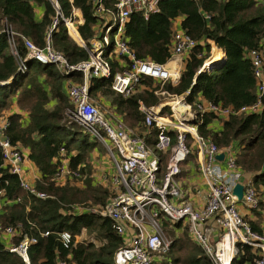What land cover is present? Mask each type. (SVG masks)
Segmentation results:
<instances>
[{"label": "trees", "instance_id": "trees-1", "mask_svg": "<svg viewBox=\"0 0 264 264\" xmlns=\"http://www.w3.org/2000/svg\"><path fill=\"white\" fill-rule=\"evenodd\" d=\"M102 2L110 8L113 0ZM36 8L41 9L38 20L35 19ZM72 8L80 13L82 22L76 25V32L86 48L94 38L98 24L87 0H57V10L47 0H0V119L6 113L5 137L9 144L26 150L27 159L38 172L33 182L34 190L47 196L40 199L22 190L16 176L1 167L0 153L3 198H18L4 207L0 226L13 229L14 233L9 237L12 246H17L23 236L37 240L28 246L29 264H58L61 261L113 264V255L121 244L107 218L87 211L72 213L70 210L71 205L102 206L110 195L107 188L94 184L87 172L90 168L88 151L95 143L88 141L68 119L71 107L64 95L65 82L73 79L81 83L80 74L73 72L68 77L59 76L52 66L32 60L26 62L24 73H17V59L8 52L1 33L3 26L7 25L35 47L42 48L45 33L56 20L50 32L52 46L69 64H78L88 58L86 50L67 36L59 19V14L68 18ZM176 19H180V31L194 42V46L184 57L174 85H160L145 78L140 82V90L122 97L109 89L108 80L91 79L88 82V95L109 99L123 123L136 128L139 133L144 131V114L138 108L141 106L147 110L159 105L163 98L154 93L156 90L180 98L191 111L195 110L197 98L209 105L230 108L233 112L252 105L256 100L255 80L246 54L261 52L264 73V0H158L152 12L145 17L141 12H132L123 25L122 36L134 58L166 64L170 58L171 24ZM209 43L223 52L224 61L214 69L200 71L203 63L215 56L213 50L209 58ZM17 55L20 59L25 56L20 45ZM217 56L219 58L220 54ZM108 62L112 72L120 70L113 55ZM9 80L10 83L5 84ZM51 101L54 104L48 107ZM12 106L15 110L8 112ZM160 114L168 115L169 109L161 107ZM214 120L213 114H197L196 132L218 148L235 144L237 166L248 176L256 192L264 196V97L257 114L229 115L221 122L219 130L210 128ZM154 132V128H150L149 134L144 135L147 143L152 144ZM60 149L66 157L67 168L78 172L77 177L71 178L79 179L80 186L69 179L58 183L54 180ZM158 157L157 176H160L164 155L158 153ZM259 207L262 208L260 203ZM250 224L259 230L256 223ZM180 226V222H162V229L171 235L172 244L169 262L155 264H210L187 236L185 228L179 234L173 232ZM45 230L48 234L41 236ZM61 230L72 236L69 248H64L59 240ZM79 235L81 239L76 240ZM236 249L238 256L231 264H249L256 258L247 247L237 244ZM0 264L25 262L0 241Z\"/></svg>", "mask_w": 264, "mask_h": 264}, {"label": "built area", "instance_id": "built-area-1", "mask_svg": "<svg viewBox=\"0 0 264 264\" xmlns=\"http://www.w3.org/2000/svg\"><path fill=\"white\" fill-rule=\"evenodd\" d=\"M57 10V0H47ZM158 0H113L110 8L102 0H87L91 5L98 24L94 38L84 47L79 39L73 13L59 19L66 34L79 46L84 47L88 58L78 64H69L52 46L50 32L56 25L51 22L45 33L42 48L35 47L27 38L13 32L4 25L1 33L5 37L8 52L17 59V73L26 71V62L34 61L50 65L59 76L68 77L76 72L82 77L81 83L70 79L65 82V96L71 105L68 118L77 124L90 139L100 144L111 166L112 173L107 175L110 183V195L102 206L71 205L72 213L87 211L110 222L111 230L121 239V244L113 255V264H155L168 263L172 239L162 232V222H180L185 225L186 234L200 250L210 264H231L238 256L237 244L250 249L256 258L249 264H264V208L259 207L257 192L246 176L237 166L238 150L229 144L218 148L209 139L196 132L194 124L179 121L175 110L184 108L195 121L197 114L210 113L215 118L225 120L233 114H257L262 108L264 97V73L262 54L251 51L246 54L249 59L252 75L255 80V102L233 112L230 108L209 105L196 99L195 110L191 111L180 98L165 95L160 90L154 92L169 109L168 115H161L158 108L139 110L144 114V131L154 128L152 145L135 128H129L122 119L106 109L100 102L88 95V82L91 79L108 80L109 89L122 97H127L139 89L141 80L148 78L162 85H174L180 64L194 42L182 31L172 32L170 39L169 61L176 60L177 69H169L166 64L158 65L148 60H137L131 54L122 36L123 25L132 12H141L145 17L152 12ZM20 45L25 53L23 59L17 55ZM210 50L213 47L209 43ZM113 55L118 61L120 70L112 72L108 62ZM108 59H107V58ZM6 120H0V153L1 167L16 176L18 186L33 196L43 199L47 196L34 190L28 182L25 164L26 150L11 145L7 141L4 129ZM195 150L199 162V172L207 191L206 198L200 207H193L183 200L184 192L177 182L181 163L191 150ZM59 164L54 175L56 183L78 176L76 170L67 168V160L62 149L59 150ZM164 155L163 171L157 176L159 157ZM222 154L221 160L216 158ZM109 166V167H110ZM242 187L241 197L237 200L231 192L234 184ZM0 200L11 204L18 198H3L0 188ZM258 213L261 228L254 229L244 218L242 211ZM211 224L217 237L211 240L206 232V225ZM10 226H0V241L4 242L10 252L18 254L25 264H29L27 249L37 243L34 237L23 236L17 246L9 244L13 234ZM48 231H42L46 236ZM64 248L71 244V234L66 230L58 233ZM58 264H70L64 261ZM245 264V263H244Z\"/></svg>", "mask_w": 264, "mask_h": 264}, {"label": "crops", "instance_id": "crops-1", "mask_svg": "<svg viewBox=\"0 0 264 264\" xmlns=\"http://www.w3.org/2000/svg\"><path fill=\"white\" fill-rule=\"evenodd\" d=\"M35 19L38 20L39 17L41 16V9L40 8H36L35 9ZM73 13V20L75 22V29H76V25L78 24H81L82 20H81V16H80V13L77 9H73L72 12ZM179 24H180V19H176L172 22L171 24V31L174 32L176 30H179ZM77 33V32H76ZM213 45V44H212ZM215 50L217 51L220 56H221V59L224 57L223 55V52L216 48L215 46H213L211 48V50L209 51V58L211 57L212 55V51ZM208 58V59H209ZM219 60V58H218ZM206 61V60H205ZM209 63V61L207 62ZM220 63V60L218 61L217 64H212L211 66H213L214 68H216L217 66ZM210 64V63H209ZM42 65V64H41ZM177 62L175 60L174 61H170V62H167L166 66L169 68V69H177ZM50 66V65H49ZM182 66H183V62L180 64L179 66V69H177L178 71V76L180 74V71L182 70ZM204 67V63H203V66L202 68ZM208 67V66H207ZM53 68V67H52ZM201 68V71H208L207 69H202ZM54 69V68H53ZM55 71V70H54ZM56 73V71H55ZM57 74V73H56ZM79 74V73H78ZM58 75V74H57ZM81 76V75H80ZM82 78V77H81ZM178 79V78H177ZM72 81H74L73 79H70ZM75 82V81H74ZM177 82V80H176ZM10 83V80L7 81L5 84H9ZM141 86H139V89L140 90ZM64 95H65V91H64ZM66 97V96H65ZM92 98V97H91ZM95 100H97L98 102H100L106 109H108L109 111L113 112L115 115L119 116L121 118L120 115H118L116 112H115V109L114 107L110 104V101L109 99H106V98H103V97H96V98H93ZM54 104L53 101H51L48 105V107L52 106ZM71 107V105H70ZM141 107V106H139ZM161 107H167L163 104L162 100L160 101L159 105H157L156 107H154L155 109L158 108L159 109V113H160V109ZM168 108V107H167ZM139 109V108H138ZM15 108L12 106V108L8 111V112H11V111H14ZM5 114H3V116L1 117L0 120H5ZM23 115V114H22ZM122 119V118H121ZM22 120L24 121L25 120V117L23 115V118ZM223 121V119L221 118H215V120L211 123L210 125V128H212L213 130H219L220 127H221V122ZM136 129V128H135ZM137 131V129H136ZM81 132V131H80ZM138 132V131H137ZM82 134H84L83 132H81ZM139 133V132H138ZM141 135H148L149 134V130L146 132V131H143L142 133H139ZM85 135V134H84ZM87 138H88V141L90 142H94L95 145H98L104 152L105 154V151L104 149L100 146V144H98L97 142L93 141L92 139H90L87 135H85ZM149 144V143H148ZM95 145L93 147H91V152H95ZM149 145H152V144H149ZM233 146H235V144H231ZM236 147V146H235ZM237 148V147H236ZM89 150V151H90ZM191 150L190 153L187 155L186 159L181 163L180 165V171L176 177L177 179V182L178 184L180 185L181 189L183 190L184 192V196H183V200L190 203L193 207H200L205 198H206V195H207V191H206V188L204 186V183H203V179L201 177V174L199 172V162H198V157L196 155V152ZM26 152V151H25ZM89 153V152H88ZM90 156V155H89ZM106 156V154H105ZM238 156V154H237ZM88 155H87V162H88ZM163 163V162H162ZM25 164L28 166V168H25L26 170V177H27V180L28 182H31L33 184V182L35 181V179L38 177V172L35 168V166L33 165V163L30 161V160H26ZM89 164H94L92 162L89 161ZM101 168L105 169L106 168V162L103 161L101 164ZM95 167V166H93ZM100 168V167H99ZM198 171V172H197ZM245 174V173H244ZM246 175V174H245ZM91 180H92V177L91 175H89ZM247 176V175H246ZM9 205V204H8ZM6 206V204H3L2 201L0 200V214L3 212L4 210V207ZM264 208V206H263ZM242 211V210H241ZM242 213L244 214V218L246 220H248L249 222H251L252 224L255 225V223L258 225L259 224V227L260 229L263 231V229L261 228V220L259 219V215L258 213H251L249 211H242ZM206 229V232L209 236V238L211 240H215L216 237H217V234H216V230L214 229V227H212L211 224H208L206 225L205 227ZM175 234H178V230H175L173 231ZM81 239V235H79L78 238H76V240H80Z\"/></svg>", "mask_w": 264, "mask_h": 264}, {"label": "rangeland", "instance_id": "rangeland-1", "mask_svg": "<svg viewBox=\"0 0 264 264\" xmlns=\"http://www.w3.org/2000/svg\"><path fill=\"white\" fill-rule=\"evenodd\" d=\"M68 119H69V121L72 122L70 117ZM75 125H76V130L79 132L80 131L82 132V129L79 128V126L77 124H75ZM88 152H89L88 153V159H90V160H88V163H89V161L94 163L92 165L90 164V168L87 171L88 174L91 175V177H92V182L94 184H96L97 186H101L102 188H107V190L109 191L110 183H109V180L107 179V175L110 176V174L112 173V170H111V166L109 165V161H108L107 157L105 156L103 150L98 145H95V152H91V150ZM103 161H105L106 165H107L105 169L101 168V165H100ZM93 166H95V167H93ZM68 181L75 183L78 186H80V184H81L79 179L70 178ZM109 194H110V191H109ZM257 197H258V201L260 203V206L263 207L264 205H261V202H264V196L262 195V193L261 194L257 193ZM180 225L181 226H180V229H178V234L181 233V229L185 228L184 224L180 223ZM162 232L166 236L171 238L170 237L171 235H169L165 229L164 230L162 229Z\"/></svg>", "mask_w": 264, "mask_h": 264}, {"label": "water", "instance_id": "water-1", "mask_svg": "<svg viewBox=\"0 0 264 264\" xmlns=\"http://www.w3.org/2000/svg\"><path fill=\"white\" fill-rule=\"evenodd\" d=\"M224 61V57L221 59L220 63L216 66H219L223 63ZM203 70L204 69H207L208 71L211 70V69H214L213 66H208V67H203L202 68ZM201 71V70H200ZM175 113L178 115V119L179 121L183 122V123H188V124H194V119H193V116L190 115L184 108H178L175 110ZM216 158L218 160H221L222 158V154L221 153H218L216 155ZM241 191H242V187L240 184L236 183L232 186V189H231V192L236 196L237 200L240 199L241 197Z\"/></svg>", "mask_w": 264, "mask_h": 264}, {"label": "bare ground", "instance_id": "bare-ground-1", "mask_svg": "<svg viewBox=\"0 0 264 264\" xmlns=\"http://www.w3.org/2000/svg\"><path fill=\"white\" fill-rule=\"evenodd\" d=\"M218 54H219V53H218L217 51H215V52H214V55H215V56H214L213 58H211L210 60H208L210 64L207 63V62H208V61H207V62L204 64V67L210 66V65H212V64H217L219 60L221 61V56H219V60H218V56H217Z\"/></svg>", "mask_w": 264, "mask_h": 264}]
</instances>
